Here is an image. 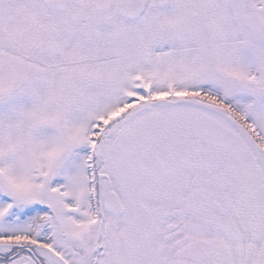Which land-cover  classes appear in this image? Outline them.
Listing matches in <instances>:
<instances>
[{
  "label": "snow or ice",
  "instance_id": "snow-or-ice-1",
  "mask_svg": "<svg viewBox=\"0 0 264 264\" xmlns=\"http://www.w3.org/2000/svg\"><path fill=\"white\" fill-rule=\"evenodd\" d=\"M0 264H264V0H0Z\"/></svg>",
  "mask_w": 264,
  "mask_h": 264
}]
</instances>
